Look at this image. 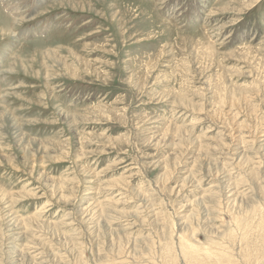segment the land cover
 <instances>
[{
  "label": "rangeland",
  "instance_id": "obj_1",
  "mask_svg": "<svg viewBox=\"0 0 264 264\" xmlns=\"http://www.w3.org/2000/svg\"><path fill=\"white\" fill-rule=\"evenodd\" d=\"M221 262L264 264V0H0V264Z\"/></svg>",
  "mask_w": 264,
  "mask_h": 264
},
{
  "label": "bare ground",
  "instance_id": "obj_2",
  "mask_svg": "<svg viewBox=\"0 0 264 264\" xmlns=\"http://www.w3.org/2000/svg\"><path fill=\"white\" fill-rule=\"evenodd\" d=\"M189 245H192V244H189ZM192 249H194V248H192ZM217 250H218L219 253L221 252L222 254H225V253L222 251V250H223L222 247H221V248H218ZM216 253H217V252H216ZM216 253H212V252H211L210 254L212 255L213 258L216 259L217 263H219V262L222 260V259H221L222 256H221L219 253H218L219 255H217ZM220 256H221V257H220ZM224 259H225V258H224ZM221 264H222V262H221Z\"/></svg>",
  "mask_w": 264,
  "mask_h": 264
}]
</instances>
